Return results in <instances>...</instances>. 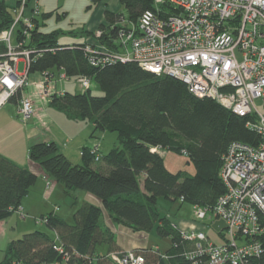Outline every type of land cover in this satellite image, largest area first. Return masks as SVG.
Listing matches in <instances>:
<instances>
[{"label":"trees","instance_id":"16d2710c","mask_svg":"<svg viewBox=\"0 0 264 264\" xmlns=\"http://www.w3.org/2000/svg\"><path fill=\"white\" fill-rule=\"evenodd\" d=\"M120 2L127 10V18L108 11L106 23L99 28L103 32L99 40L96 34H81L114 50L123 20L137 24L146 11L156 10L155 0ZM14 18L5 0H0V33L11 26ZM35 21L29 44L34 54L28 74L48 72L56 76L60 71L68 77L95 81L104 96H94L91 88L81 93H53L51 105L72 120L91 122L92 137L97 132L116 133L120 145L108 153H100L97 147L85 148L82 165L72 163L56 142L31 146L30 159L64 185L67 195L87 191L101 200L102 207L85 202L75 212L73 224L55 214L45 216L43 220L57 234L56 239L42 230L12 239L0 264H94L99 245L108 244L110 253L116 247L114 234L104 221L105 211L112 220L136 231L156 227L160 237L171 238L166 254H180L189 246L182 242L181 231L172 221L160 214L158 198H180L183 203L213 210L226 192L221 171L229 146L236 142L257 145L260 136L248 128V118L234 114L215 100L194 96L173 77L155 75L136 63L92 65L87 43L63 45L59 41L63 32L43 33V23ZM5 51V45L0 43V54ZM21 96L19 91L11 101H19ZM154 148L160 151L153 152ZM163 149L183 155L185 151L195 173L170 171L160 153ZM37 181L36 173L0 154L1 222L21 208ZM151 250H141L151 264L182 263L177 257L163 260ZM112 263L102 256L96 264ZM256 264H264V256Z\"/></svg>","mask_w":264,"mask_h":264},{"label":"built area","instance_id":"2783aa9c","mask_svg":"<svg viewBox=\"0 0 264 264\" xmlns=\"http://www.w3.org/2000/svg\"><path fill=\"white\" fill-rule=\"evenodd\" d=\"M155 8L137 24L122 27L114 50L88 44L92 65L136 63L155 75L173 77L194 96L248 118V128L260 136L257 145L229 146L221 171L226 192L215 208L194 207L198 221L208 216L225 221L218 241L201 230L181 231L189 248L161 258L177 257L181 264H256L264 256V0H155ZM13 12L14 22L0 33L6 47L0 54V111L30 85L27 69L34 49L29 44L41 14L39 0H17ZM43 74L46 80L35 88L39 96L49 97L56 76ZM59 76L68 78L63 72ZM81 78V86L91 88L90 79ZM18 105L20 120L27 125L36 115L34 102L22 95ZM107 257L114 264H151L140 251H116Z\"/></svg>","mask_w":264,"mask_h":264},{"label":"rangeland","instance_id":"374dc122","mask_svg":"<svg viewBox=\"0 0 264 264\" xmlns=\"http://www.w3.org/2000/svg\"><path fill=\"white\" fill-rule=\"evenodd\" d=\"M5 4L8 6V8L13 11V8L16 7L17 0H5ZM39 7L41 10V14L38 17V20L43 23L41 25L40 30L43 33H51L52 31H61L63 34L61 35L59 41L63 45H72V44H80L83 41L81 33L83 31L89 30L91 27V20L93 19V22L97 20V17L101 14L103 15L104 9L108 8L114 11H117V13L122 14L125 18L128 17L127 10L124 5L120 2V0H39ZM51 14L52 15L45 19L44 14ZM66 14V15H65ZM60 17V18H59ZM91 23V24H90ZM122 27H131L132 22L126 21L125 23H120ZM95 26V25H94ZM99 31V30H98ZM77 33L78 35L73 36L72 34ZM98 40L100 38L96 37ZM102 43V42H101ZM125 50V49H124ZM126 50L122 51V54L125 55ZM25 71V64L23 62L19 63L18 65V72L24 73ZM57 75L55 78H53L52 85L56 84L58 86L59 90L66 89L67 91L71 93H81L84 92L85 89L81 86L80 80L81 77H68L66 79H62L58 72H56ZM46 80V77L43 73H34L29 75V84H34L35 82H44ZM91 81V91L94 96H104V93L100 89L99 85L95 81ZM54 83V84H53ZM13 103V102H11ZM15 105V103H13ZM261 111H264L261 108ZM83 122V121H82ZM82 123L83 125L91 126L92 130L94 127L91 125V122L84 121ZM40 130V131H39ZM37 132L40 133L41 139L49 140L54 139L58 140V147L61 149V151H64L66 148L65 145V136L66 134L59 129L57 126H51L49 125L47 128H38ZM91 134V132H90ZM90 134H88L86 140L89 141V143H86V145H98V150L103 153H108L113 147H117L120 145L118 135L116 133H101L98 132V140L95 141V138H90ZM34 135L29 136L30 140H33V145L37 144V142L34 140ZM12 140H19L18 136L15 138H12ZM80 142V140H79ZM78 142L75 143L73 146L69 147V152H67L68 157L73 161L75 164H83V157L81 155V152L84 151L83 147L78 146ZM80 145V144H79ZM23 149V159L25 162L23 163H30L32 164L34 161L30 159L29 151ZM22 153V152H21ZM161 155L165 159L166 167L174 172L177 173L179 171H186L191 174L195 173V167L192 163L188 162L187 156L168 150L163 149L161 150ZM32 162V163H31ZM35 164H38L34 162ZM53 179V178H52ZM54 180V179H53ZM48 180V182H51V189L52 190L48 196H45L47 199H49V202L47 203L48 209L54 210L52 207L53 205H57L60 207V211H58L56 214L59 216L67 219L69 223H74V214L76 210H73L74 202L78 205H83L88 200V196H92L93 200L92 202H95L96 206L102 207L101 200L92 195L91 193H88L87 191L83 190H76L73 191L72 194H74V199H72V196H69L65 193V187L62 188L63 185L60 184L61 187H59L57 190H55V187L59 184L56 181ZM143 179L141 178V181ZM41 182H45L43 177H41L36 184L33 186H39ZM47 184V182H46ZM45 195V194H44ZM76 199V200H75ZM94 204V205H95ZM157 207L162 216H165L169 218L173 224L180 226L184 231H191V230H201L206 232L209 236L213 238L214 241H218V234L219 232L226 227V223L221 218H212L208 216L205 220L198 221L195 216V210L194 206L189 203H183L182 200L179 198L175 201L168 200L164 197H159L157 201ZM51 211V210H49ZM49 213V212H47ZM20 213L16 211L10 218L5 220L9 223V230H8V237L12 235V228L14 227L16 219H19V222H23L24 219ZM39 217V216H38ZM30 220V218H28ZM40 219V217L38 218ZM105 223L107 222L108 225L113 227V229L116 231L115 235V241H117L118 245L122 247V249H126V251H140L142 249H156L159 248L163 254H166V251L171 248L172 241L169 237H160L157 234L156 227L153 230L150 231H144V230H134L128 226H125L122 223H118L111 219L110 215L107 211H105ZM30 222V221H27ZM34 222V221H33ZM41 224L42 230L49 232V234L56 239V235L53 231H50L43 219L39 221ZM12 237V236H11ZM21 237V236H20ZM5 247L6 246H0V263L5 259ZM109 249V245L102 244L99 245L96 249L95 257L93 262L94 264L97 263L98 260V254H102L107 252ZM107 254L106 256H108ZM114 264V263H112Z\"/></svg>","mask_w":264,"mask_h":264},{"label":"crops","instance_id":"0c3cea01","mask_svg":"<svg viewBox=\"0 0 264 264\" xmlns=\"http://www.w3.org/2000/svg\"><path fill=\"white\" fill-rule=\"evenodd\" d=\"M113 12L117 13V11L105 8L103 15L101 14L100 16L97 17V20L95 23L93 22V19L91 20V27L89 30H86L90 34H96V32L99 30V28L106 23V12ZM95 25V26H94ZM73 36L78 35L77 33L72 34ZM82 35V34H81ZM83 42L82 43H87L89 45H98V42H96V39H94L90 35H82ZM81 43V44H82ZM58 74H62V72L57 71ZM40 83L35 82L33 85L30 84L22 93L23 96H28L30 97L35 105L36 109V115L32 118L31 121L28 122L27 125H24L19 117L18 114V101H10L9 104H7L1 111H0V154L4 155L5 157L9 158L13 162H15L17 165L27 168L30 171L36 173L38 175V180L43 177L44 183L41 182V184L37 187H32L28 193V195L23 199L22 205H21V211H18L24 221L19 222V219H16L14 227L12 228V237H8V230H9V223L6 221H3L0 225V246H6L12 239H17L20 236H23L26 233H29L34 230H42L41 224L39 221H41L45 216H48L49 214H56L58 211H60V207L57 205H53L52 209H48L47 203L49 202V199H47L45 196H48V194L52 190H48V180H53L50 176H48L44 170L41 168L40 165L35 164L34 162L32 164L30 163H23L25 162L23 159V149L27 150V147L30 149L32 146L33 140L29 139V136L34 135V140L39 143V142H56L58 144V140L54 139H41L40 133L37 132L38 128H47L49 125L51 126H57L59 129H61L65 134V145L66 148L64 151L60 152L65 154L68 157L69 152V147L73 146L75 143H79L78 146H81L80 148L83 147L85 148H94L97 147L98 145L94 146L92 144L86 145V143H89L88 140H86L88 134H90V138H95L97 141L98 136L97 133H95L94 137H92L93 131L91 126L88 125H83L82 123L85 124L83 121H76L70 119L63 111L55 108L54 106L51 105V95L53 93H65L69 92L66 89L64 90H59L58 86L54 84V86L51 84V87L53 88L51 90V94L48 97H41L38 95L36 91V85ZM77 93V92H76ZM15 103V105L13 103ZM91 125L94 127V125L91 123ZM40 131V130H39ZM103 134V133H102ZM18 136L19 140H12V138H15ZM80 140V142H79ZM59 145V144H58ZM28 149V151H29ZM22 152V153H21ZM83 152V151H82ZM81 152V155H82ZM100 153H103L100 151ZM68 154V155H67ZM68 159L73 163V161L68 157ZM75 164V163H74ZM79 164V163H78ZM80 165V164H79ZM144 180V178L142 177ZM142 180V182H143ZM55 181V180H53ZM47 182V184H46ZM62 185V184H61ZM60 186V183L55 187V190H57ZM64 189V185L62 186ZM65 190V189H64ZM66 193V192H65ZM45 194V195H44ZM72 199H74V194L71 195ZM88 200L91 201H86L91 204H95V202H92L93 198L92 196H88ZM76 200V199H75ZM102 203V202H101ZM77 203L74 202V207L73 210H76L81 206L78 205L77 207L75 206ZM96 205V204H95ZM51 210V211H49ZM49 212V213H47ZM40 219H38L39 217ZM61 217V216H59ZM30 218V220L28 219ZM63 218V217H61ZM74 218V217H73ZM65 219V218H63ZM67 221V219H65ZM30 221V222H27ZM34 221V222H33ZM44 221V220H43ZM69 222V221H67ZM107 226L111 229V231L114 234V243H115V250L112 252L116 251H126V249H122L120 245H118L117 241H115V235L116 231L108 225L106 222ZM175 225V224H174ZM180 231H184L180 226L175 225ZM44 231V230H42ZM57 236V234L55 233ZM106 244V243H105ZM108 245V244H107ZM5 247V250H6ZM107 254H110V251L108 249L107 252L98 254V258L102 256H106ZM96 259V257H95Z\"/></svg>","mask_w":264,"mask_h":264},{"label":"bare ground","instance_id":"6f19581e","mask_svg":"<svg viewBox=\"0 0 264 264\" xmlns=\"http://www.w3.org/2000/svg\"><path fill=\"white\" fill-rule=\"evenodd\" d=\"M163 254V252L160 250V249H158L156 252H155V255H157L158 257H160L161 258V255Z\"/></svg>","mask_w":264,"mask_h":264}]
</instances>
